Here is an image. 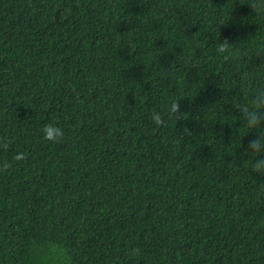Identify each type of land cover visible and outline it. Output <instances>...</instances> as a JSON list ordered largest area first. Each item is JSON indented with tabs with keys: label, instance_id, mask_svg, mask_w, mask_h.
<instances>
[{
	"label": "trees",
	"instance_id": "trees-1",
	"mask_svg": "<svg viewBox=\"0 0 264 264\" xmlns=\"http://www.w3.org/2000/svg\"><path fill=\"white\" fill-rule=\"evenodd\" d=\"M262 3L0 0V264H264Z\"/></svg>",
	"mask_w": 264,
	"mask_h": 264
},
{
	"label": "clouds",
	"instance_id": "clouds-1",
	"mask_svg": "<svg viewBox=\"0 0 264 264\" xmlns=\"http://www.w3.org/2000/svg\"><path fill=\"white\" fill-rule=\"evenodd\" d=\"M264 10V3L255 5ZM227 41L221 42L218 52H226ZM260 53H258L259 55ZM227 59V56L224 57ZM260 77H264V63L260 64ZM258 77L259 82L252 91L250 101H244L241 96L231 97L232 106L238 108L240 119L247 132L255 130L257 135L250 139L243 148L244 160L247 170L255 177H264V79ZM178 105L176 101L170 106V114L177 116ZM148 119L156 126L163 124V118L159 111L152 110L148 113ZM187 131V130H185ZM41 137L44 141L57 144L63 141L65 133L58 123L49 122L40 129ZM24 158L23 152H18L13 159L21 160ZM7 166V165H5ZM264 187V185H262ZM34 249L40 252V246L35 245ZM57 257L63 259L65 257L64 249L60 248L56 252Z\"/></svg>",
	"mask_w": 264,
	"mask_h": 264
}]
</instances>
